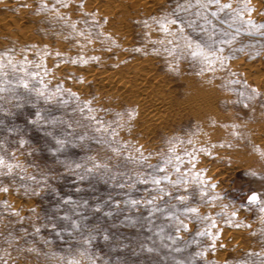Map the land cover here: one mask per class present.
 Masks as SVG:
<instances>
[{
    "label": "rangeland",
    "instance_id": "1",
    "mask_svg": "<svg viewBox=\"0 0 264 264\" xmlns=\"http://www.w3.org/2000/svg\"><path fill=\"white\" fill-rule=\"evenodd\" d=\"M219 2L0 0V264H264V0Z\"/></svg>",
    "mask_w": 264,
    "mask_h": 264
},
{
    "label": "snow or ice",
    "instance_id": "2",
    "mask_svg": "<svg viewBox=\"0 0 264 264\" xmlns=\"http://www.w3.org/2000/svg\"><path fill=\"white\" fill-rule=\"evenodd\" d=\"M198 3H199V0H198ZM210 4H217L219 6L218 10L219 11H222L223 9L225 8H230L231 5L230 4H220L219 0H208V3L207 4H204V5H200L201 7H207L208 5ZM217 13L216 12H213L212 15H216ZM241 15H243V13H241ZM173 24L175 23H178L177 20H173L171 21ZM249 24L252 23L251 20L247 21ZM260 27H264V25H261ZM167 30V29H165ZM190 39V38H189ZM189 47L191 48L192 45L191 43H189ZM194 57L196 56H201V57H206L207 55H211V53H206L205 51V48L202 44L200 43H196V46H195V50L192 51L191 53ZM27 86V85H25ZM157 183H159V181H156ZM6 190V189H5ZM181 199H183V197H181ZM250 200H256L257 199V196L255 194H253L252 196L249 197ZM191 211H196V209H191Z\"/></svg>",
    "mask_w": 264,
    "mask_h": 264
},
{
    "label": "bare ground",
    "instance_id": "3",
    "mask_svg": "<svg viewBox=\"0 0 264 264\" xmlns=\"http://www.w3.org/2000/svg\"><path fill=\"white\" fill-rule=\"evenodd\" d=\"M113 1H114V0H113ZM138 1H139V0H138ZM134 2H135V1H134ZM134 2L131 1V3H134ZM111 3H112V2H111ZM121 3H122V2H121ZM131 3H130V4H131ZM123 4H124V3H123ZM104 5H105V4H104ZM131 5H132V4H131ZM145 6H146V5H145ZM108 8H109V7H108ZM142 8H143V7H142ZM110 10H111V9H110ZM110 10H109V11H110ZM109 11H108V12H109ZM110 12H111V11H110ZM127 14H128V13H127ZM111 15H112V14H111ZM129 16H130V15H129ZM117 17H118V16H117ZM1 18H2V17H1ZM107 19H108V17H107ZM111 19H112V18H111ZM122 19H123V18H122ZM108 20H109V19H108ZM105 21H106V20H105ZM128 22H129V20H128ZM118 23H120L119 20H118ZM126 24H127V23H126ZM119 26H120V24H119ZM120 28H121V26H120ZM131 28H132V27H131ZM113 29H114V28H113ZM115 29H116V28H115ZM123 29H124V28H123ZM120 31H121V30H120ZM122 31H123V30H122ZM123 32H124V31H123ZM126 33H127V32H126ZM124 40H125V39H124ZM125 41H126V40H125ZM130 41H131V40H130ZM127 43H128V42H127ZM130 43H131V42H130ZM110 51H111V50H110ZM106 52H107V51H106ZM143 58H144V57H143ZM138 59H139V58H138ZM145 60H146V59H145ZM142 61H143V60H142ZM132 62H133V61H132ZM114 63H115V62H114ZM119 65H120V64H119ZM134 65H135V64H134ZM101 70H102V69H101ZM114 70H115V69H114ZM147 71H148V70H147ZM131 73H132V72H131ZM98 74H99V73H98ZM101 74H102V73H101ZM108 75H109V74H108ZM143 76H144V75H143ZM93 78H94V77H93ZM118 78H119V77H118ZM183 78H184V77H183ZM108 79H109V78H108ZM121 79H122V78H121ZM119 80H120V79H119ZM124 80H125V79H124ZM141 80H142V79H141ZM111 82H112V81H111ZM151 82H152V81H151ZM157 82H159V80H158ZM124 83H126V82H124ZM163 83H164V82H163ZM108 84H109V83H108ZM126 85H127V84H126ZM163 85H164V84H163ZM124 86H125V85H124ZM103 87H104V86H103ZM122 87H123V86H122ZM101 89H102V88H101ZM142 89H143V88H142ZM147 89H148V87H147ZM98 91H99V90H98ZM102 91H103V90H102ZM128 92H129V91H128ZM131 92H132V91H131ZM121 93H122V92H121ZM164 94H165V93H164ZM151 95H152V94H151ZM151 95H150V96H151ZM126 96H127V95H126ZM126 96H125V97H126ZM170 96H171V95H170ZM212 98H213V97H212ZM163 99H164V98H163ZM163 99H162V100H163ZM148 100H149V99H148ZM151 103H152V102H151ZM166 103H167V102H166ZM177 105H178V104H177ZM180 105H181V104H180ZM149 107H150V106H149ZM158 110H159V108H158ZM151 111H152V110H151ZM177 112H178V111H177ZM155 114H156V113H155ZM141 119H142V118H141ZM144 120H145V119H144ZM148 125H149V124H148ZM225 129H226V128H225ZM149 134H150V133H149ZM176 141H177V140H176ZM202 148H203V147H202Z\"/></svg>",
    "mask_w": 264,
    "mask_h": 264
}]
</instances>
